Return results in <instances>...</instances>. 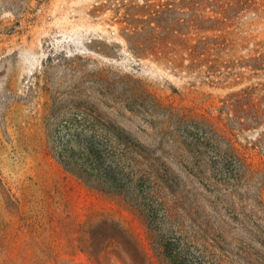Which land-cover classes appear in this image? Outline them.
Returning <instances> with one entry per match:
<instances>
[{"label":"rangeland","instance_id":"1","mask_svg":"<svg viewBox=\"0 0 264 264\" xmlns=\"http://www.w3.org/2000/svg\"><path fill=\"white\" fill-rule=\"evenodd\" d=\"M205 2L0 0V264H264V120L231 126L251 171L216 173L215 160L204 161L207 188L180 187L179 206L177 187L158 197L156 187L130 185L127 199L91 187L59 163L48 138V126L61 143L76 123L116 124L151 146L185 139L179 116H218L234 93H248L246 110L258 104L264 0ZM163 3L186 21L181 37L200 53L193 68L184 52L169 56L183 59L180 68L156 58ZM232 208L247 231L229 222ZM203 222L214 229L208 242Z\"/></svg>","mask_w":264,"mask_h":264},{"label":"trees","instance_id":"2","mask_svg":"<svg viewBox=\"0 0 264 264\" xmlns=\"http://www.w3.org/2000/svg\"><path fill=\"white\" fill-rule=\"evenodd\" d=\"M192 3L195 7L197 6L196 2ZM171 5L163 3L156 8V58L180 68L183 59H170L169 56L172 52L173 54L184 52L189 57L188 60L193 68L200 53L196 45H189L188 40L181 37L185 36L181 30L185 28L186 21L171 17L175 12ZM188 22L194 23L193 19ZM247 97L248 93L245 92L234 93L224 102L218 116H206L198 120L188 118L186 115L179 116L177 124L188 129L185 139L162 138L156 143H151V146H145L132 139L119 125L81 123L67 127L69 138L61 143L57 139L51 140L53 129L48 126V138L50 143L52 141L56 144L55 155L59 163L91 187L124 199H127L130 185L135 188L140 184H146L150 187V192H154L153 188L156 187L158 197H160L159 192L177 187L173 196L175 204L179 206L180 202L187 199L183 190L179 191L180 187H185L187 183H197L207 188L210 178L205 177L206 163L203 164L204 161L211 162L214 159L209 169H213L216 173H225L226 168L230 167H233L234 171L244 173L251 171L246 158L239 155L230 138L234 136V127L231 126H239L243 129L250 127L242 122V119L250 120L256 125L260 124V119L264 120V109H260V106H264V96L259 99L258 104L251 106V110H246L242 105V100H246ZM226 109L228 114L225 112ZM225 113L227 117L223 118ZM104 132L107 134L106 137L102 135ZM162 169L165 170L163 174H160ZM259 204L260 212L264 213V204L261 202ZM213 210L218 214L215 207ZM191 212L197 220L198 211ZM166 214L171 216L172 209H168ZM239 214L242 213L232 208L227 218L236 227L247 231L240 222ZM186 215L191 216V213L188 211ZM220 222L223 227L228 225L223 218ZM202 224L205 225V229L199 227L198 229L205 233L203 238L208 242L209 233L214 229L209 222ZM212 246L223 252L218 242ZM240 251L243 255L249 256L246 249L242 248ZM212 252H208L210 257L217 259L219 263L226 260V253L222 254L223 257H218Z\"/></svg>","mask_w":264,"mask_h":264}]
</instances>
